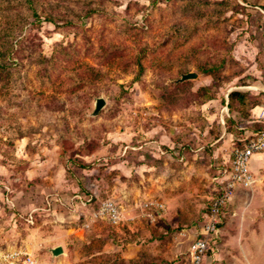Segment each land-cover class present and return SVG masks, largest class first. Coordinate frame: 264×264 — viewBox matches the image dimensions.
Segmentation results:
<instances>
[{
    "label": "rangeland",
    "instance_id": "374dc122",
    "mask_svg": "<svg viewBox=\"0 0 264 264\" xmlns=\"http://www.w3.org/2000/svg\"><path fill=\"white\" fill-rule=\"evenodd\" d=\"M262 104L264 0H0V264H191L186 231ZM255 157L204 264H264ZM76 192L91 202L46 210Z\"/></svg>",
    "mask_w": 264,
    "mask_h": 264
},
{
    "label": "built area",
    "instance_id": "2783aa9c",
    "mask_svg": "<svg viewBox=\"0 0 264 264\" xmlns=\"http://www.w3.org/2000/svg\"><path fill=\"white\" fill-rule=\"evenodd\" d=\"M255 109L256 111L250 117L252 122L264 124V104L258 105ZM239 130L252 137L245 136L244 139H239L240 145H235L232 148L230 164L226 169H223L225 179L221 183V189L208 202L202 213L201 220L193 223L189 232L186 231V233L193 236L190 252L191 264H204L209 243L220 232L221 209L231 200L234 189L237 186L249 187L254 182L249 166L252 157L264 151V130L254 134L243 127H240ZM91 200L92 197L90 195L76 192L70 197L69 203H65L63 199L55 197L46 201L48 207L45 208L50 211L53 209L51 206L55 203L75 213L78 208L86 207ZM156 206L158 212L164 208L162 204H157ZM96 215L105 218L113 224H117L123 218L120 207L110 200L104 201L98 206ZM28 263L34 264L31 260Z\"/></svg>",
    "mask_w": 264,
    "mask_h": 264
},
{
    "label": "trees",
    "instance_id": "16d2710c",
    "mask_svg": "<svg viewBox=\"0 0 264 264\" xmlns=\"http://www.w3.org/2000/svg\"><path fill=\"white\" fill-rule=\"evenodd\" d=\"M243 99H244V95L243 94L233 91V92L229 93V95H228V105H227V107L229 108V110L231 112H233L234 111L233 110L234 109V101H239L240 104H243ZM250 117H251V114H249V115L247 114V115H245V117L240 115L239 120L245 121V123H246V125L243 128L245 130H247L248 132L252 133V134L263 131L264 130V124L253 123L252 120L250 119ZM228 118H230V116ZM240 127L241 126L239 125V123L235 122V126H234L235 131H239ZM236 145H240V143L237 142ZM226 206H227V204L221 209L220 220L223 218V212H224ZM220 225H221V223H220ZM220 225H219V228H220Z\"/></svg>",
    "mask_w": 264,
    "mask_h": 264
},
{
    "label": "water",
    "instance_id": "95a60500",
    "mask_svg": "<svg viewBox=\"0 0 264 264\" xmlns=\"http://www.w3.org/2000/svg\"><path fill=\"white\" fill-rule=\"evenodd\" d=\"M196 77L197 75L195 73H191V72L185 73V74H182L179 79H177V82H183L189 79H195ZM104 105H105V100L101 97L97 98L95 100L94 109L91 112V116L97 115L99 111L104 107ZM50 252L53 256H58L63 253V248L62 246L59 245V246H56L50 249Z\"/></svg>",
    "mask_w": 264,
    "mask_h": 264
},
{
    "label": "crops",
    "instance_id": "0c3cea01",
    "mask_svg": "<svg viewBox=\"0 0 264 264\" xmlns=\"http://www.w3.org/2000/svg\"><path fill=\"white\" fill-rule=\"evenodd\" d=\"M257 155H259V154H257ZM255 156H256V155H254V156L252 157V159H251V161H250L251 165H250L249 167L253 166V165L257 162V158H256Z\"/></svg>",
    "mask_w": 264,
    "mask_h": 264
}]
</instances>
